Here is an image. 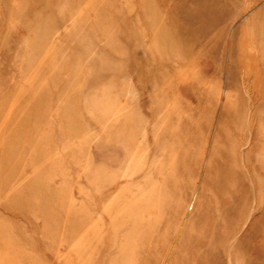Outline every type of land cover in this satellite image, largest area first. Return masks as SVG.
<instances>
[{"label":"rangeland","instance_id":"obj_1","mask_svg":"<svg viewBox=\"0 0 264 264\" xmlns=\"http://www.w3.org/2000/svg\"><path fill=\"white\" fill-rule=\"evenodd\" d=\"M0 264H264V0H0Z\"/></svg>","mask_w":264,"mask_h":264},{"label":"bare ground","instance_id":"obj_2","mask_svg":"<svg viewBox=\"0 0 264 264\" xmlns=\"http://www.w3.org/2000/svg\"><path fill=\"white\" fill-rule=\"evenodd\" d=\"M180 73V72H179ZM179 78V77H178ZM147 97V96H146ZM157 98V97H156ZM166 99V98H165ZM166 102V101H165ZM151 107V106H150ZM125 116V115H124ZM93 133V132H92ZM169 133V132H168ZM85 138H86V136H85ZM49 158V157H48ZM18 185V184H17ZM154 192V191H153ZM155 196V195H154ZM161 202V201H160Z\"/></svg>","mask_w":264,"mask_h":264}]
</instances>
